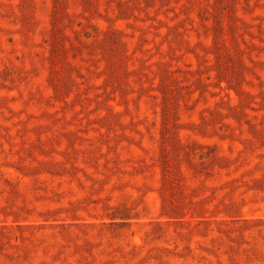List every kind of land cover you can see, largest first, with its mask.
Here are the masks:
<instances>
[{
	"label": "rangeland",
	"instance_id": "1",
	"mask_svg": "<svg viewBox=\"0 0 264 264\" xmlns=\"http://www.w3.org/2000/svg\"><path fill=\"white\" fill-rule=\"evenodd\" d=\"M0 264H264V0H0Z\"/></svg>",
	"mask_w": 264,
	"mask_h": 264
}]
</instances>
